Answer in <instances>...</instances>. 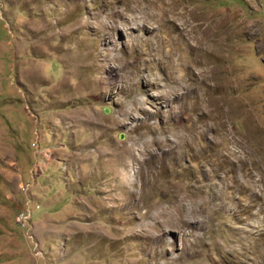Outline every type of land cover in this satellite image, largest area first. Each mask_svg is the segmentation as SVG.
Segmentation results:
<instances>
[{"label":"rangeland","instance_id":"1","mask_svg":"<svg viewBox=\"0 0 264 264\" xmlns=\"http://www.w3.org/2000/svg\"><path fill=\"white\" fill-rule=\"evenodd\" d=\"M0 264H264V0H0Z\"/></svg>","mask_w":264,"mask_h":264},{"label":"built area","instance_id":"2","mask_svg":"<svg viewBox=\"0 0 264 264\" xmlns=\"http://www.w3.org/2000/svg\"><path fill=\"white\" fill-rule=\"evenodd\" d=\"M31 217H28L25 213L20 214L17 217V222L21 228L25 229L29 226Z\"/></svg>","mask_w":264,"mask_h":264},{"label":"water","instance_id":"3","mask_svg":"<svg viewBox=\"0 0 264 264\" xmlns=\"http://www.w3.org/2000/svg\"><path fill=\"white\" fill-rule=\"evenodd\" d=\"M108 111H109V109H106V113H108ZM120 139L123 140V139H124V136L121 135V136H120Z\"/></svg>","mask_w":264,"mask_h":264}]
</instances>
